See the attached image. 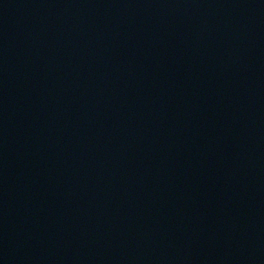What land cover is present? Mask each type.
<instances>
[{"label":"water","instance_id":"95a60500","mask_svg":"<svg viewBox=\"0 0 264 264\" xmlns=\"http://www.w3.org/2000/svg\"><path fill=\"white\" fill-rule=\"evenodd\" d=\"M0 264H264V0H0Z\"/></svg>","mask_w":264,"mask_h":264}]
</instances>
